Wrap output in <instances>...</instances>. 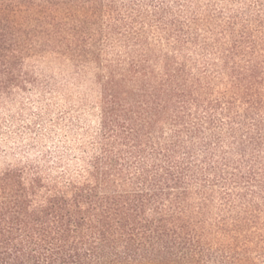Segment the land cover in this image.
Returning a JSON list of instances; mask_svg holds the SVG:
<instances>
[{
    "label": "trees",
    "instance_id": "trees-1",
    "mask_svg": "<svg viewBox=\"0 0 264 264\" xmlns=\"http://www.w3.org/2000/svg\"><path fill=\"white\" fill-rule=\"evenodd\" d=\"M50 56L107 70L95 148L0 171V264H250L264 0H0V105Z\"/></svg>",
    "mask_w": 264,
    "mask_h": 264
},
{
    "label": "rangeland",
    "instance_id": "rangeland-1",
    "mask_svg": "<svg viewBox=\"0 0 264 264\" xmlns=\"http://www.w3.org/2000/svg\"><path fill=\"white\" fill-rule=\"evenodd\" d=\"M107 50L104 65L114 59ZM26 67L38 83L28 84L0 105V171L34 165L76 173L95 148L107 70L95 63L76 67L52 56L32 58ZM259 203L258 224L249 229L250 264H264V203ZM214 213L216 217L217 209Z\"/></svg>",
    "mask_w": 264,
    "mask_h": 264
}]
</instances>
